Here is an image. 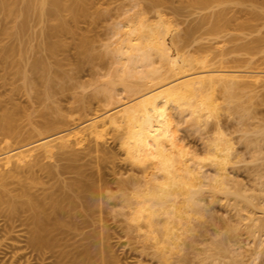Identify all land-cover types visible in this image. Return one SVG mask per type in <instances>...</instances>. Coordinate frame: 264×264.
<instances>
[{
	"label": "bare ground",
	"instance_id": "1",
	"mask_svg": "<svg viewBox=\"0 0 264 264\" xmlns=\"http://www.w3.org/2000/svg\"><path fill=\"white\" fill-rule=\"evenodd\" d=\"M7 1L0 0V9L9 7L7 5L10 4H7ZM22 1H24L23 12L26 15L31 1ZM171 1H146V7L142 6L140 10L130 16L129 20L119 22L120 25H117L115 34L119 35V55L126 60L139 62L141 66L144 65V69L137 73L138 77L148 79L147 83L155 81V79L161 83L167 73H172V76L180 75L176 76V79L155 86L152 84L154 88L151 87V89L148 88V85H146L147 89L142 88L143 91L139 90L140 88L137 89L140 94L135 96V99L115 110L93 118L85 127L74 131H68L63 127L71 122L77 123L81 115L89 110V102L83 96L76 97L77 94L74 95L75 100L73 99L74 102L69 106L68 112L63 110L62 106L57 105V102H54L57 103L55 105L52 101L54 106L45 105L46 108H39L35 113L37 108L32 107L27 110V108L25 109L27 105L20 108V104L14 105L16 101L10 106L11 98L7 99L6 96V100L3 101L0 93V247L3 248L6 240L14 239L13 241L24 242L23 244H7L12 248L13 255L16 256H21L26 252L25 250L30 249L37 251L44 256L43 258L49 252L52 255L60 253L63 257L65 255L67 257L74 256V259L75 254L76 257L78 254L82 255L83 261V254L85 255L87 249L77 252L81 248L74 246L71 248L67 241L70 236L80 234L82 231L80 229L82 226L84 228L85 223L88 225L93 209L102 211L101 201L104 198H109L110 194L107 196L108 192L106 193L105 190L112 184V181L109 180V176H106V172L104 175L105 169L103 172L100 168L94 171L87 162H80V160L87 154L90 155L89 152L92 149L95 152L101 151L102 155L98 153V155H94L98 157L99 161L101 157L109 156L107 150L103 149L107 147L102 145L104 137L110 130L116 131L118 144L132 169L135 168L141 174L138 173L141 178L116 179L113 177L115 179L113 182L116 181L121 193H113L111 197H121L127 203L131 209L128 213L129 220L133 221L132 224L135 222L143 237L150 242L155 252L163 259V264H174L172 261L175 255L193 247L196 239L194 231L203 228V221L195 220L204 214L206 196L210 195L216 200L218 194L232 192L228 186L233 180L230 170L233 167L230 165H233L237 161V157H241L242 154L235 147L234 139L227 136L220 125V113L223 105L218 103L219 100H216L213 91H215L216 85H222L225 91L230 93L240 86L252 84L257 86V84L264 83V71L210 67L206 59L200 61L202 69L191 70L192 66L194 67L192 64L199 60L193 58L194 61L196 60L194 62L192 58L189 60L190 57H186L184 54L180 55L177 51L178 44L181 45L180 42H182L183 46L191 45L194 35L197 31L202 32L200 28H204L207 22L211 23L208 33L211 30L213 34L216 31L217 33L221 32L220 30H223L224 26L230 25L238 17L237 15L235 17L234 15L227 16L231 8L223 7L212 14L206 13L207 15L198 18L197 23L187 27L184 34H175L171 29V21L165 20L161 10L156 9L153 17H149L144 10L156 8L160 3H171ZM214 1H229L241 5L246 2V0H192L191 2L194 4L193 7L200 6L198 8L201 9ZM37 2L36 11L39 16H43L45 13L58 16V21L47 29L49 36L60 35L68 30L64 18L61 17L62 10L67 9V0H37ZM256 4L255 1L254 5L256 6ZM75 5L76 9L67 10L73 16H78L84 11V8L79 1ZM186 5L185 7H187ZM173 7L177 10L179 7L184 9V5H179V7L174 5ZM12 8L10 7V10ZM237 11L250 13V16L247 20L235 23L238 26L236 28H248L252 31L254 28L256 30V25L259 22L255 24V20H260L262 14L245 8H239ZM24 27L21 24L10 34H22L21 31ZM9 31L6 30V32ZM205 33H207L206 30ZM260 41L262 40L257 38L253 42L251 41L252 43L238 46L243 45V49L253 50L255 45L261 43ZM84 44L83 42L82 48ZM43 45L44 54L36 57L31 63L33 72H39L42 69L43 74L39 79L29 76L27 68L21 67L20 61H15V63L13 60L11 61L14 65L17 62V72L22 79L21 84L27 90L25 93L34 92L36 101L42 104L46 99H51L57 94H65L69 88L67 80L62 78L63 71L53 68L48 60V57H55L58 49L65 43L61 39L55 38ZM10 50L12 48L6 47L7 53ZM155 56L159 58L160 64H162L161 68H165V73L161 70L160 72L163 73L156 76L154 74L158 73L161 68L153 65ZM119 61L124 62L125 60L119 59ZM122 65L127 64L123 63ZM119 70L118 73L116 70L115 74L119 76L121 72L123 77H119L120 80L121 78L125 79V73L127 76L132 73L127 66L125 69H121L125 73ZM128 70L130 74H128ZM125 80H121V82L125 83ZM74 82L73 84H75ZM19 88L20 86L16 88V91H19ZM13 89L15 88L13 87ZM13 91L16 94L15 90ZM7 103H9L8 106L5 105ZM2 105H5L4 108ZM183 123L187 124V128L190 127L189 129L195 131H209V125L214 124L213 132L203 138L202 153L191 149L184 142L185 137L183 138L184 135L182 134V136L180 133ZM91 142L93 144H90ZM85 148H88L87 152H83ZM137 171H134L136 175ZM87 191L92 193L87 195ZM94 191L95 196H93ZM234 192L240 196L239 202L242 206L240 210L249 208V212L251 207L264 209L263 205L260 207L259 201L258 204L254 203L241 187H237ZM97 199L100 203L96 202ZM105 200L107 201V199ZM254 208L252 209L254 210ZM252 209L249 213L253 212ZM249 216L247 217L245 213V218L247 217L251 223L256 224L257 222L253 221L257 219L261 224H264L262 223L264 220L258 219V217L250 219ZM96 217L92 216L93 219ZM15 232L21 233H18L17 236L12 235ZM83 235L88 237L90 234L86 232ZM222 239L218 240L223 245ZM218 240H215L211 247V253L214 255L220 254L219 251L226 247L222 246ZM73 249H77L75 254ZM80 252L81 254H79ZM0 254H2L1 251ZM78 258L80 256L73 260L79 264L81 260L78 261ZM82 264H85V261Z\"/></svg>",
	"mask_w": 264,
	"mask_h": 264
},
{
	"label": "rangeland",
	"instance_id": "2",
	"mask_svg": "<svg viewBox=\"0 0 264 264\" xmlns=\"http://www.w3.org/2000/svg\"><path fill=\"white\" fill-rule=\"evenodd\" d=\"M8 1L7 4L10 5H7L9 6L7 7L8 9L6 8L7 11L6 9H0V93L2 94V96L1 94L0 96L3 101L6 96L7 99L11 98L10 104H5L7 106L8 104L12 106V103L16 101L14 102L15 104H13H20V108H24L26 105L27 107H25V109L27 108V110H30L32 107H35V109L37 108L35 111L36 113L39 108H46L44 107L45 105L52 106L58 103L57 105L62 106L63 110L68 112L69 106L73 104L75 100L74 95L77 94L75 95L76 97L81 95L89 102V110L81 115L77 123L74 124L71 122L63 127L68 131H74L85 127L93 118L129 103L135 99V96L137 97L140 94L139 90L143 91V89H147L148 86V88L151 89L152 84L154 86L163 84L180 76H172V73H167V76L165 75L166 78L164 77L165 79L162 81L159 79L161 83L158 79H155L157 82L152 81L147 83L149 82L147 81L148 79L137 76V73L144 69V65L142 64L141 66L139 62L126 60L118 53L119 35L115 34L117 33L115 32L117 25L129 20L130 16L140 10L142 6L146 7L145 3L148 0H67L68 6L70 5L69 7L67 6V9H76L75 3L79 1L84 11L78 16H73L70 12L71 10H62L63 13L61 12V17L62 19L64 18L63 20H65L68 30L55 36H49L47 34V29L58 21V16L56 15L55 17L54 14L49 13L39 16L36 11V6L38 4L37 0H30V8L26 15H24L23 12L24 1L12 0L13 4L11 0ZM172 1V5L168 2L160 3L156 8L144 10L149 17H153L156 9L161 10L165 20L171 21V29L175 34H184L185 29L197 23L198 18L204 16L206 13H208V15L209 13L212 14L214 11L216 12L223 7H226V9L230 7L232 9L229 8L230 10L227 16L230 17L234 15L235 17V15H237L238 17V19L236 17L237 20L234 19V21L232 20L233 22L230 23V25L232 24L231 27L233 26L232 28L230 25H227L226 27L224 26V28L228 27L225 29L226 31L222 27L224 32L219 29L221 32L217 33V31H214L215 33L213 34L211 30L210 33H208L211 23L207 22L204 28H200L204 34L199 31H197L195 35L193 34L194 38H192L193 43H191V45L183 46L182 42H180L182 46L178 44L177 51L180 55L184 54V56L190 57L188 58L189 60L191 58L192 60L193 58L199 60H195L196 62L193 60L195 64L192 65H194L195 68L192 66L194 69L191 68V70L198 71L202 69V63H200V61L206 59L210 67H224L231 70L264 71V0H246L245 4L242 5L229 1H214L206 7H203L204 9L198 8L200 6L193 7L194 4L191 2L192 0ZM252 1H254L253 5L256 1V6L251 5ZM174 5H177V7H179V5H184V9L183 7H179L181 10H177L173 7ZM185 5L187 7H185ZM10 7L13 8L10 10ZM239 8H245L262 14L260 20H255L256 22L253 21L255 24L259 22V24L256 25L258 27H256V30L254 28L253 31L248 30V28H236L238 27L236 26L238 21L247 20L248 16H250V13L237 11ZM8 11L10 12L8 13ZM21 24L25 26V30L23 29L21 31L23 35L21 33L10 34V32L19 28ZM7 29L10 31L6 32ZM203 29H205L207 33H205ZM200 33L202 34L200 35ZM55 38L61 39L65 45L58 49L55 57H48V60L51 62L53 68L63 71L62 78L67 80L69 88L65 94H57L55 97L51 98L52 100L46 99L45 103L42 104L36 101V95L33 94L34 92H31L32 95L31 93L29 94V92H27V94L25 93L27 90H25L26 87L24 88L23 84H21L22 79L21 75L17 72V62L20 61L21 67L24 66L27 68L29 76L33 79H39L43 71H41V69L39 72H33L31 63L36 57L44 54L43 44ZM257 38L262 40L260 41L261 43H259L261 46L257 44L253 47V50H246L245 47V49H243V45H241V47L238 46L244 43L249 44V42H253V40ZM83 42L85 44L82 48ZM8 46L12 48V50L7 53L6 47ZM3 56L6 57L3 58ZM118 58L126 62L121 61V63ZM12 60L14 61L13 63L17 61L16 65L11 62ZM123 63L127 65H122ZM160 63L159 58L155 56L153 65L160 69L162 66ZM126 66L130 69V73L132 72L135 74L133 75L131 73V75L127 76V73L121 70L125 69ZM119 68L125 73L124 75H126V77H124L126 80L121 78V80H125V83H122L119 79V77H123L121 72L119 76L115 74L116 70V73H118ZM161 70L165 73V68L162 67L154 76L163 73L160 72ZM191 70L190 72H192ZM130 73L128 70V74ZM73 82L75 84H73ZM254 85L240 86L233 91L234 93L225 91L222 85H216L215 91H213L216 100H219H217L218 103L220 102L221 106L223 105L220 113V125L227 136L234 139L235 147L242 155L241 157H237V161L233 165H230L233 167L232 169L230 168L233 180L228 186L232 192L228 194L220 193L217 195L216 200L210 195L206 196L204 201L206 207L204 214L202 217H198L195 220H202L203 228L194 231L196 239L193 243V247L173 257L172 262L174 264H264V224H261L257 219L255 221L252 219L253 222H257L253 224L247 218L248 215H250V219L251 217H258V219L264 220L262 219V217H264V209L251 207V209L254 208V210L252 209V214L249 213L251 209L248 212L249 208L240 210V208H242L239 202L240 196L234 192L237 187H241L244 193L249 195L254 203L257 202L258 204L260 202V207L264 206V83L257 84V86ZM19 86L20 93L18 90L16 91V88ZM154 86L152 88H154ZM13 87L15 89H13ZM137 89L139 90L137 91ZM13 90H15L16 94ZM12 98L14 99L12 100ZM5 105H2V108H4ZM245 113H247V117H242ZM250 113L251 116L248 117ZM76 115L79 116V114ZM181 127L182 130L180 133L184 135H182L183 138L185 137L184 142H186L191 149L197 150L200 153H202L204 149L203 138L205 135L211 134L215 129L214 124L209 125V131H195L194 129H189L190 127L187 128L186 123L181 124ZM115 134L116 131L110 130L106 135L107 137H104V143L102 145L103 147H107L102 148L107 150V155L110 157L106 156V159L101 157L103 159L100 158L99 161L98 157L95 156L98 154L102 155L101 151L95 152V150L92 149V151L89 152L90 155L87 154L80 160V162H87L94 171L100 168L103 172L105 169L106 171L104 170L103 173L104 175L105 172L107 173L106 176H109L108 178H110L109 180L112 181V184L106 188L107 191L105 190L106 193L108 192L106 194L107 196L110 194L109 198H104V200L101 201V209H103L100 212L102 213L96 208L93 209V214L89 218L90 222H88V225L85 223L86 225L84 224V228L82 226V229H80L83 233L87 232L90 235L84 237L81 231L82 234L70 236L67 244L71 246V248L73 246L81 248L78 249L77 252L87 249L85 255L83 254V261L82 255L77 254V257L80 256L81 258H78V261L81 260L79 264H82V262L84 263V261L85 264L87 262L90 264H163V259L155 252L150 242L143 237L141 231L137 229L135 222L132 224L133 221L129 220L128 213L131 209L127 203L123 201L121 197H111L113 193H121V190L117 187L116 181L113 182V180H115L114 178H141V174L135 168L132 169L130 162L124 157ZM90 144L93 143L91 142ZM87 149L88 148L83 149V152H87ZM109 150L110 152H108ZM110 153L112 154L110 155ZM134 171H137V175ZM138 173L140 175H138ZM111 177L114 178L112 179ZM91 193L87 191L86 194L88 195ZM95 195L96 193L94 191L93 196ZM105 199H107V201ZM98 201L97 199L96 202L98 203ZM244 212L246 213V218ZM94 215L97 217L93 219L92 216L94 217ZM91 219L94 221H91ZM262 223H264V221ZM18 233L21 232H15V234L12 233V235L17 236ZM220 238H223V245L226 247L219 251V253L221 252L220 254L214 255L211 253V247L214 241L220 240ZM13 240H9L11 241L10 243L6 240V245L3 244V248L0 247L2 249H0L2 253L0 254V264H78L77 261H74L77 258L75 254L77 249H73L74 252L72 251L75 254V259L73 258L74 256L70 255H68L70 257H67V255L63 257V255H60L58 252V254L54 253V255L49 252L46 254V257L43 258L44 256L37 251H32L30 249H28V251L25 250L26 252L21 256L13 255L12 248L8 247L7 244L24 243ZM220 244L222 245L221 242ZM79 254H81V252ZM19 256L20 259L18 258Z\"/></svg>",
	"mask_w": 264,
	"mask_h": 264
}]
</instances>
